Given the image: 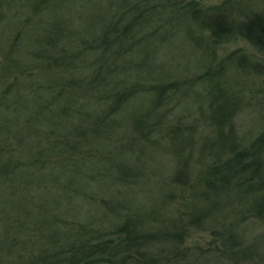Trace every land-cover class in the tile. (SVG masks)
<instances>
[{"label": "trees", "instance_id": "obj_1", "mask_svg": "<svg viewBox=\"0 0 264 264\" xmlns=\"http://www.w3.org/2000/svg\"><path fill=\"white\" fill-rule=\"evenodd\" d=\"M18 2V15L11 25L16 30L11 28L7 36L14 37L10 56L0 61V93L6 98L14 96V101L0 102V202L4 203L0 210V264H247L252 246L238 231L214 249H186L182 247L184 226L196 224L198 218L183 214L180 223L136 218L130 212L133 184L129 181L149 178L150 172L143 173V167L135 164L122 166L114 159L115 150L104 152L101 144L100 148L93 145L100 143L96 137L118 126L110 116L125 113V105L144 91L141 81H148L156 96L174 87L166 81V75L141 78L142 66H158L156 54L148 50L153 38L147 34L167 35L158 34L162 20L159 14L169 11L168 21L176 23H181L182 16L189 17L191 25L209 31L216 42L241 36L264 51V12L241 9L242 18L232 21L235 6L204 11L194 2L183 0H86L93 6L89 11L85 8L86 20L89 27L99 31L96 36L88 29L77 33L73 23L56 13L67 0ZM13 3L0 0V18L4 6ZM27 7L38 12L39 19L31 17ZM144 24L150 29L142 43L135 27ZM17 25L25 26L26 33L17 30ZM94 51L97 55L93 60L90 55ZM56 61L65 64V76L50 80L47 76L51 74L46 72L38 75L35 83L21 78L31 67L42 71ZM86 67L89 71L84 73ZM117 72L121 73L118 77ZM206 77L211 80L212 70ZM41 81L46 85L39 87ZM212 87L216 95L224 92L223 85ZM87 98L97 100L101 107L87 110L80 102ZM218 102L208 123L217 135L204 138L197 160L210 176L207 187L215 192L218 177L222 185L248 188L256 175L257 184L264 187V125L258 135L238 138L231 124L232 102L226 98ZM132 124L137 127L138 121L134 119ZM183 131V125H179L169 132L170 139H175L171 152L181 161L178 182L193 172L180 146L185 141ZM91 139V143H85ZM124 147L119 146V150ZM48 158L56 159L58 174L43 172ZM113 183V188L126 186L131 200L116 197L118 194L109 189ZM52 188L56 190L50 191ZM36 190L42 195L35 194ZM206 198L211 206L212 198ZM255 206L261 219L264 200L255 202Z\"/></svg>", "mask_w": 264, "mask_h": 264}, {"label": "rangeland", "instance_id": "obj_2", "mask_svg": "<svg viewBox=\"0 0 264 264\" xmlns=\"http://www.w3.org/2000/svg\"><path fill=\"white\" fill-rule=\"evenodd\" d=\"M14 1L16 3L4 6L3 16L0 18L2 22L0 24V61H5L10 56V44L14 37L12 35L7 38V36L16 30L15 26L11 25L16 20L14 16L18 15L17 7L21 5L19 0ZM183 1L185 3L194 2L196 7L204 11L219 6L228 9L235 6V11L231 12L234 14L230 18L232 21L242 18L243 12L239 13L241 9L244 12L247 10V12H264V0ZM65 4L62 8L59 7L56 13L73 23L72 26H74L75 31H78L77 33L83 32L82 29L84 31L88 29L92 35L97 36L99 34L98 30L89 27L88 20H86L85 8L89 11L93 7L90 3L88 4L86 0H67ZM93 4H96V1ZM26 9L31 17L39 19V13L34 12L33 8L27 7ZM46 13L48 12L46 11L42 15L44 20H46L45 16L48 15ZM159 16L162 17V20H160L161 27L158 34L160 32L165 33L167 34L165 37L147 34L150 29L147 24L135 27V33H139L136 35L142 39V43L146 42V34L149 39L152 40L153 38L148 50L150 54H156V63L158 64V66L153 67L142 66L140 69L141 78L164 77L166 75V81L172 83L174 87L170 86L161 96H156V92L149 89L151 87L148 86L149 82L141 81V87L144 88V91L134 97L131 105L128 103L126 104L128 106L125 105V113L120 111L114 114V117L110 116V118H115L118 121V126L109 129L108 132H103L102 136L96 137L100 143L96 141L98 146H93L98 148L101 144V149L104 152L115 150L114 159L122 163V166L135 164L138 167H143V173L150 172L149 178L138 177L129 181L133 184L129 195L133 197L132 211L130 212H134L136 218L141 221L152 218L169 219L177 220L178 223H180L179 220L183 214L186 217L198 218L199 221L196 224L190 223L184 226L185 242L182 247L186 249L195 247L202 251L214 249L221 246L224 238L238 231L237 233L244 234V241L252 246L247 264H263L264 217L261 219L258 217L259 211L255 206V202L259 203V200H264V187L257 184L259 183V176H255L253 186L249 185L248 188L246 186L243 189L236 188L237 185L234 184L222 185L219 183V178L214 176L217 185L214 192L207 187L210 176L205 173L204 166L197 160L204 138L217 135V131L208 123L210 115L217 109L216 106L220 100L223 101L226 98L232 102L229 106L232 114L231 124L238 138H249V136L251 138L259 134L261 126L264 125V51L241 36H233L224 41L216 42L212 39L209 31L191 25L188 15L186 16L187 19L185 16L179 19L181 23L168 21L169 11L159 14ZM17 26V30L21 31L22 34L26 33L25 26ZM43 26L45 27L44 24ZM103 54L104 52L101 56ZM96 55L97 53L94 51L90 58L94 60ZM64 65L63 62L56 61L50 63L43 68L46 70L42 71L34 66L23 73L21 78L29 79V82L35 83V80L39 79L38 75L44 76L46 72L51 74L47 76L50 80L51 78H60L61 74L65 76L67 72H65ZM208 70L213 72L211 80L206 77ZM80 71L82 72V70ZM88 71L87 67L83 69L84 73ZM119 73H116L117 77L121 75ZM107 79L108 82L111 81L109 77ZM40 83L39 87L46 85L43 81ZM213 85H223L224 90L221 89V91L224 92L216 95ZM218 87L220 88V86ZM11 96L6 98L1 92L0 102L14 101V96ZM24 99H21V102ZM87 99L85 101L80 100V102H84V107L87 110L101 107L97 100ZM64 100L60 101L64 102ZM0 114H3L1 108ZM134 119L138 121L137 127H133ZM179 125H183V136H185V141L180 145L183 146L182 152L185 155L183 157L186 158L187 163L192 164L191 168L193 169L191 174L187 173L183 182L177 181L180 176L181 161L179 156L177 157L171 152L175 139L169 137V132ZM120 138L124 140L119 141ZM91 141L92 139L85 143L89 144ZM123 144L125 147L119 150V146ZM82 154L84 153L79 155ZM56 159H47L48 165L46 164L47 168H44V173L58 174V166L54 165ZM257 162L256 164H258ZM262 169L261 177L264 178V166ZM98 178L102 179V175ZM115 180L119 181V178ZM110 185L109 189L112 188L115 194H118L116 197L123 201L125 198L131 200L126 186H122L123 189H118L113 188L114 183ZM53 190L56 189L52 188L50 191ZM35 194L42 195L37 190ZM207 196L213 200H211V206L207 205ZM3 204L0 202V210L4 208ZM76 204L80 206L78 201ZM86 210L90 209L86 208ZM8 211L9 209L6 212ZM83 213L87 214L88 212L84 210Z\"/></svg>", "mask_w": 264, "mask_h": 264}]
</instances>
